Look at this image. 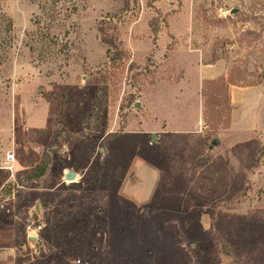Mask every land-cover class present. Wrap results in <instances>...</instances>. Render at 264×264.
Wrapping results in <instances>:
<instances>
[{
	"label": "rangeland",
	"instance_id": "1",
	"mask_svg": "<svg viewBox=\"0 0 264 264\" xmlns=\"http://www.w3.org/2000/svg\"><path fill=\"white\" fill-rule=\"evenodd\" d=\"M0 14L13 264H264V0H0ZM238 65L258 83L239 86ZM8 151L49 165L29 177ZM134 167L161 172L142 206L118 194Z\"/></svg>",
	"mask_w": 264,
	"mask_h": 264
},
{
	"label": "crops",
	"instance_id": "2",
	"mask_svg": "<svg viewBox=\"0 0 264 264\" xmlns=\"http://www.w3.org/2000/svg\"><path fill=\"white\" fill-rule=\"evenodd\" d=\"M24 146L30 145L23 142ZM42 155V154H41ZM41 159V157H40ZM37 162H29L21 167H16V156L14 154V168L18 171L27 170L37 164ZM161 181V172L156 167H134L124 175L118 187V194L127 201H130L135 206H142L150 202ZM3 186V181L0 176V189ZM2 212H0V264H13L16 256V231L15 228L3 222ZM2 221V222H1Z\"/></svg>",
	"mask_w": 264,
	"mask_h": 264
},
{
	"label": "trees",
	"instance_id": "3",
	"mask_svg": "<svg viewBox=\"0 0 264 264\" xmlns=\"http://www.w3.org/2000/svg\"><path fill=\"white\" fill-rule=\"evenodd\" d=\"M55 7V5H52ZM52 13H55L56 11H51ZM57 14H59V12H57ZM1 27H5V28H1ZM12 27V23H11V20L8 19L4 14H0V66L5 62V60L7 59V56H8V50L10 47H8L7 43L9 42L8 41V37L3 36L2 33L6 34L7 31H10ZM100 32L103 34L102 35V42L108 44L109 46L111 47H115L116 44L115 42L111 39V38H108L104 32H103V29H100ZM261 65V66H260ZM258 68L262 67L263 68V63H261ZM242 66H236V69L237 71H239V76H242L241 78L242 79V85H239V86H254L258 83V78L261 77V73H257V79L253 82H247L246 79L244 78L245 74H246V71H247V68L246 66L241 68ZM264 74V72L262 73ZM224 85L225 87V91L227 92L228 88H229V85H238V84H235L231 81H225L223 82L222 80H210V81H206L204 83V87H207V85ZM49 165V162L48 161H41L40 164H38L37 166L34 167V170H36L35 173H32L31 175H29V177H33V178H36V177H40L42 176L47 167Z\"/></svg>",
	"mask_w": 264,
	"mask_h": 264
},
{
	"label": "water",
	"instance_id": "4",
	"mask_svg": "<svg viewBox=\"0 0 264 264\" xmlns=\"http://www.w3.org/2000/svg\"><path fill=\"white\" fill-rule=\"evenodd\" d=\"M262 71L264 72V65H263V68H262ZM153 139H155V137H153ZM213 145H216L217 144V141H213L212 142ZM65 179L67 181H72L75 179V173L73 171H68L67 173H65Z\"/></svg>",
	"mask_w": 264,
	"mask_h": 264
},
{
	"label": "built area",
	"instance_id": "5",
	"mask_svg": "<svg viewBox=\"0 0 264 264\" xmlns=\"http://www.w3.org/2000/svg\"><path fill=\"white\" fill-rule=\"evenodd\" d=\"M6 161L9 162H14V153L8 151L5 155ZM9 170H11V166H8ZM80 260H77V263H79Z\"/></svg>",
	"mask_w": 264,
	"mask_h": 264
}]
</instances>
